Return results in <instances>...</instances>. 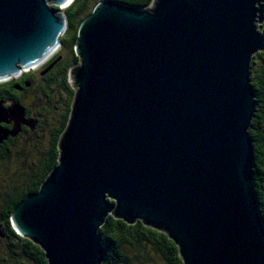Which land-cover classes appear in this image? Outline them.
I'll return each mask as SVG.
<instances>
[{
	"label": "water",
	"instance_id": "1",
	"mask_svg": "<svg viewBox=\"0 0 264 264\" xmlns=\"http://www.w3.org/2000/svg\"><path fill=\"white\" fill-rule=\"evenodd\" d=\"M72 1L0 0V82L59 48L66 21L53 7ZM74 53L57 164L14 207V231L47 264H102L109 216L166 234L183 264H264L249 135L264 0L101 1ZM7 118L14 129L0 127V142L32 126L21 106L0 103Z\"/></svg>",
	"mask_w": 264,
	"mask_h": 264
},
{
	"label": "trees",
	"instance_id": "2",
	"mask_svg": "<svg viewBox=\"0 0 264 264\" xmlns=\"http://www.w3.org/2000/svg\"><path fill=\"white\" fill-rule=\"evenodd\" d=\"M105 0H73L62 12L66 29L60 38L58 51L44 65V70L60 60L44 75L25 72L15 81L0 83V98H5L14 82H18L35 99L28 109L35 113L38 125L8 140L0 154V264H47L43 251L12 228L10 216L14 207L27 195L39 190L57 164L58 141L67 125L74 89L68 72L78 65L74 53L77 32L82 21L97 3ZM137 8H148L153 0H109ZM30 85L26 86L25 81ZM250 84L254 91L256 112L251 120L249 135L253 149V189L264 224V53H257L250 63ZM8 90V92H6ZM113 204V202H111ZM104 250L102 264H183L178 248L164 233L137 221L128 225L109 216L99 230Z\"/></svg>",
	"mask_w": 264,
	"mask_h": 264
},
{
	"label": "flooded vegetation",
	"instance_id": "3",
	"mask_svg": "<svg viewBox=\"0 0 264 264\" xmlns=\"http://www.w3.org/2000/svg\"><path fill=\"white\" fill-rule=\"evenodd\" d=\"M52 58V56H50L49 58H47V60L43 61L40 65H38L37 67L30 69L27 72H38V74L41 75V73L44 71V65ZM23 73L22 72L19 76L17 77H13L7 81L4 82H0V83H6L9 81H15L16 79L20 78ZM42 76V75H41ZM25 85L29 86V80L26 79L25 81ZM32 91V90H31ZM30 92L25 91L24 87L19 84L18 82H14L11 86V91L9 93H7V95L5 96V98H0V103H2V107L4 108V110H8L11 109L14 105H19L22 107L23 111H24V120L27 122H32V126L29 125H25L23 123H20L19 127V132L17 134H15L14 136H7V138L5 140H3L2 142H0V154L2 152H4V148L3 146L5 145V143L10 140L13 139L15 137H18L20 135H24L25 133H28V131H34L36 124L38 125V118L37 116H35V113H32L27 106H29L30 102L33 101V99H35L32 95H30ZM6 92H8V90H6ZM263 125H264V121H263ZM0 127L5 130V131H13L14 129V121L7 118L5 122H0ZM261 133L264 134V126L261 128ZM259 194H261L262 196H264V186L262 185Z\"/></svg>",
	"mask_w": 264,
	"mask_h": 264
},
{
	"label": "rangeland",
	"instance_id": "4",
	"mask_svg": "<svg viewBox=\"0 0 264 264\" xmlns=\"http://www.w3.org/2000/svg\"><path fill=\"white\" fill-rule=\"evenodd\" d=\"M64 32H65V31H64ZM58 49H59V48H58ZM58 49H56V50H55L50 56H53V55L58 51ZM50 56H49V57H50ZM49 57H48V58H49ZM45 60H47V59H45ZM45 60H44V61H45Z\"/></svg>",
	"mask_w": 264,
	"mask_h": 264
}]
</instances>
